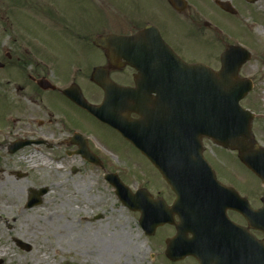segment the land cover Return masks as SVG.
I'll list each match as a JSON object with an SVG mask.
<instances>
[{"label": "rangeland", "instance_id": "obj_1", "mask_svg": "<svg viewBox=\"0 0 264 264\" xmlns=\"http://www.w3.org/2000/svg\"><path fill=\"white\" fill-rule=\"evenodd\" d=\"M84 1L61 0L63 16L92 19L93 14L89 10H81L77 4ZM113 1L125 2L126 8L111 1H105L104 4L97 1L93 5L99 13L105 10L109 13L108 6L120 9L114 11L124 14V21L109 22L107 18L98 20L99 26H94L96 32L86 39L90 44L95 36L111 30L134 31L148 23L160 25L165 19L170 21L171 15L164 9L161 0ZM215 1L217 0H188L190 9L187 17H175L183 24L189 20L188 23L185 26L172 24L178 33L185 34L188 56L194 63L207 64L220 70L219 58L227 46L237 43L251 51L252 58L241 69L240 77L254 80L256 86L243 105L252 112L264 114V30L261 26H254L251 28L252 33L243 32L244 27H250L253 21L258 24L262 22L264 2L251 7L246 0H220L230 2L238 10L236 18H229L230 15L228 17L218 11ZM108 16L111 17L110 14ZM205 22L211 24L212 30L204 27ZM65 24L69 25L70 22L61 21V26ZM78 24V29H81L82 25ZM17 29V35L12 38L0 34V45L16 41L18 46L55 47L47 55L55 57L59 62L58 67L65 73L87 74L88 69L100 66L104 61L100 51L80 37L67 36L68 32H63L62 29L61 53L56 48L59 45L57 36L39 34L29 37L23 34L21 25ZM86 84L90 87L88 82ZM75 113L76 130L87 138L91 149L93 145H98V149L105 145L110 151L132 156L131 148L112 130ZM4 114L0 100V116ZM253 133L259 144L264 146V120H255ZM68 134L67 130L61 128V142ZM62 144L61 155L65 158L64 162L50 160V165H43L42 162L45 161L40 158L45 152H49L48 157H54L57 150L27 148L10 156L6 155L5 149H0V252L6 249V257L0 260V264H173L165 257V238L162 240L170 231L161 230L154 237H147L139 225V214L123 207L115 190H111L103 180L102 173L87 171V166H82L77 157L67 158L64 151L75 147ZM100 146L102 147L99 148ZM101 151L107 154L106 158L111 164L109 168L114 171L122 173L130 167L123 162L122 157L118 160L110 152L103 149ZM214 159L216 162L217 159ZM31 164H37V167ZM73 166L82 168V171L73 173ZM226 170L232 174V164ZM235 172L241 194L254 207L261 205L264 186L245 167L236 168ZM148 174L154 175L152 172ZM137 179L132 174L123 176V181L129 185H134ZM40 187H48L49 194L40 206L27 209L28 191ZM104 210L106 212H102ZM100 214L103 216L101 219H94V216ZM8 220L11 221L9 224ZM15 239L31 245L32 250L21 249Z\"/></svg>", "mask_w": 264, "mask_h": 264}, {"label": "flooded vegetation", "instance_id": "obj_2", "mask_svg": "<svg viewBox=\"0 0 264 264\" xmlns=\"http://www.w3.org/2000/svg\"><path fill=\"white\" fill-rule=\"evenodd\" d=\"M96 1L85 0L82 3H77L80 8L89 10L93 14L92 19H89L91 22L97 16L95 13L96 8L93 5ZM262 1L264 0L259 3ZM18 2L25 4V7H27L26 12L30 20L26 24L28 26L26 31L37 34L48 32L56 35L60 41V45L56 48L61 53V0H0V34L9 38L17 35ZM120 5L123 6L124 2L118 6ZM71 25L74 27L73 24ZM71 32L85 33L88 31L73 29ZM160 32L166 43L182 59H189L185 38L177 35L170 28L160 29ZM133 34L135 32L129 31L122 32L119 35L129 36ZM53 48L55 47H26L17 44L0 45V100L5 112L4 115L0 116V149H5L6 155L12 156L9 152V146L19 139H26L35 143L30 148H42L48 151L57 150L54 157H48L49 152H45L40 159L45 162L50 160L64 162L65 158L63 154L61 155V144H66L65 146L68 147L73 146L74 149L64 151V153L67 156L76 155L78 162L82 166H87V171L95 173L100 171L103 180L109 187L112 188L105 180L108 174L116 172L122 179L123 176L132 174L134 177H138L134 185H129L134 191L148 190L155 198H163L168 205H172L175 195L171 189L163 183L159 173L153 168L145 153L135 149L128 142L124 141L131 148L132 156L128 154L119 155L120 158L122 157L123 162L130 167L122 173L109 168V165H111L109 160L98 153L95 147L91 149L89 143L85 144L92 152L91 160L85 159L79 154L81 148L77 140L78 146L71 140L73 134L80 133L75 126V112L92 121H97L67 99L63 95V91L84 82V80H89L91 75L88 78L80 72L65 73L61 71L56 58L47 55ZM101 53L104 61L99 67L104 68L109 80L121 87H135L136 80L140 76L133 64L138 62L137 58L139 56L136 53L124 51L117 46L110 47L108 52ZM64 81H70L71 83L68 86H62ZM83 94L86 100L95 106L100 105L104 97L103 91L94 84L84 90ZM160 97L161 94H157L153 87L143 88L140 95L143 116L131 114L133 120L139 119L142 123L143 138L145 141L147 139L151 145H153L154 130L156 129L155 112L157 109L155 104ZM61 128L71 133L63 142H61ZM203 146L205 158L212 162L220 176L224 179H230L236 184L235 171L239 166L235 153L215 145L208 139L203 140ZM106 150H108L107 147ZM32 155L36 156L35 154ZM214 158L217 159L216 162ZM229 164H232L233 167L232 174L226 170ZM72 171L77 174L82 171V168L72 167ZM148 172H152L154 175H149ZM105 202L107 203V201ZM102 212H106V210ZM227 216L231 222L241 224L242 219L238 213L229 211ZM173 219L175 223L180 221L176 214ZM162 229H169L172 238L177 234L175 225H166L160 228V230Z\"/></svg>", "mask_w": 264, "mask_h": 264}, {"label": "water", "instance_id": "obj_3", "mask_svg": "<svg viewBox=\"0 0 264 264\" xmlns=\"http://www.w3.org/2000/svg\"><path fill=\"white\" fill-rule=\"evenodd\" d=\"M170 1L179 11L184 10L185 4L183 0ZM218 4L222 9L235 13L229 4L222 2ZM152 35L159 38L157 39L163 47L161 53H166L167 50L164 48L163 41L160 39L157 30L152 27H147L144 31L132 38V40L141 44L143 48H148V42ZM110 40L127 39L118 36L97 38L95 45L106 49L107 41L109 42ZM120 43L122 44L123 42L120 41ZM171 56L177 64V67H175L173 71H176L178 90L187 94L185 104L190 110V112L186 111L182 114L184 124L178 122V125L185 128L187 125V131L191 129L195 130L197 137L200 135L208 136L225 147L238 150L240 160L264 182V149L258 146L251 131L253 115L242 110L239 106V102L251 90L249 82L238 79L240 68L250 59L249 54L241 48L231 47L222 55L221 61L223 68L220 72H215L203 65H185L174 55ZM161 63L162 66H164L166 64L165 59H162ZM97 73L98 71L94 74L93 80L106 92V100L103 106L94 108L83 99L81 94L77 96L72 91H66V94L97 118L117 129L131 143L140 147V123L137 121L133 123L129 122V120L122 115V113L127 110L141 113L140 106L135 103L129 107V109L126 108L125 110L120 107L124 102L123 99L128 97V92L116 90L117 88L111 82L99 77ZM195 123H197L199 127H196ZM18 149L19 148L16 147L12 152ZM164 159L159 160L158 157L155 159L152 157L151 160L162 173L166 181L172 186L173 190L178 193L179 200L176 205L179 207V210H181L180 207L188 206L187 190L191 188L194 181L191 177V174L194 172V167L206 164L202 162L184 163L181 161L180 156L177 158L174 157L172 160ZM188 173H190V176ZM209 173L210 177L206 179L207 183L204 187L206 204L209 206L223 207V210L235 208L246 217L251 227L264 232V208L259 211H253L246 200L239 199L232 190L222 188L217 183L213 172L210 170ZM113 183H116L115 179ZM116 186L119 188V198L125 204L129 202V206L132 210H141L142 218L140 223L147 235H154L159 224L165 221L163 220L160 223H156V219H153V214L150 211L148 203L147 206L145 205L144 208H141L137 200L129 198L121 185L116 184ZM45 193L46 191H39L38 193H34V197L38 199ZM36 204L37 203H34V205ZM187 231H189L188 228H186L185 225L182 226L180 228V237L186 235ZM240 232L242 233V240H244V236L248 235L246 233L247 230L241 228ZM249 239L256 251L264 256V246L262 243L256 241L252 237H249ZM25 247L27 250H31V247L27 245ZM186 250L187 252L184 253L183 256L191 254L199 259L200 264H205L201 256L203 253L202 248L198 251L194 241L187 242ZM183 256L174 254L172 243L169 241L167 257L173 261H177L183 258Z\"/></svg>", "mask_w": 264, "mask_h": 264}, {"label": "bare ground", "instance_id": "obj_4", "mask_svg": "<svg viewBox=\"0 0 264 264\" xmlns=\"http://www.w3.org/2000/svg\"><path fill=\"white\" fill-rule=\"evenodd\" d=\"M7 222L9 224V222H11V221L8 220ZM0 253H1L0 254V260H4V258L6 257V249L2 250V252H0Z\"/></svg>", "mask_w": 264, "mask_h": 264}]
</instances>
